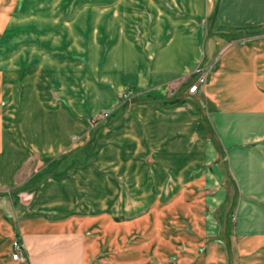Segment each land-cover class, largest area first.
I'll return each mask as SVG.
<instances>
[{
	"label": "crops",
	"instance_id": "1",
	"mask_svg": "<svg viewBox=\"0 0 264 264\" xmlns=\"http://www.w3.org/2000/svg\"><path fill=\"white\" fill-rule=\"evenodd\" d=\"M11 2L4 5L8 10L0 11V21L8 18ZM90 6L83 29L66 22L62 29L74 34L69 36L75 37L73 43L91 70L97 102L93 109L102 90L106 107L115 109L106 128L112 143L100 162L106 168H91L99 162L90 161L86 164L91 169L85 170L92 173H87L79 164H70L49 169L53 171L36 186L23 184L32 172L23 169L36 151L45 161L55 158L50 164L65 161L71 126L77 131L82 117L78 119L77 109L68 106L66 99L56 100L51 86L57 81L66 84L67 78L48 73L54 65L62 67L60 62L52 61L51 68L30 64L10 77L2 76L0 264H90L96 245L91 233L98 223L95 219L111 212L114 223L111 203L118 189L116 175L135 192L136 201H143L130 208L146 207V198L153 193L160 198L166 193L197 198L194 208L220 207L229 199L218 162L221 157L224 169L228 167L236 181L232 247L244 257L243 264L264 263V0H91ZM55 21L60 23L61 16ZM200 65L206 69V81L191 92ZM4 84L12 87L4 90ZM129 88L140 102L117 108L120 93ZM170 95L178 103L145 101ZM50 115L64 118L51 120L53 124L44 120L46 130L31 125L33 117ZM213 131L215 139L210 136ZM35 132L48 134L38 140ZM53 133L58 136L52 137ZM136 140L139 152L154 149L152 161L158 172L152 176L137 167L149 163L146 155H110L115 142ZM122 164L127 170L121 173L115 165ZM210 165L218 167V173ZM104 176L108 206L98 208L102 199L97 200L92 178ZM209 187H213L210 194ZM130 195L123 193V197ZM84 196L93 200L84 201ZM15 241L21 244L18 259L13 257Z\"/></svg>",
	"mask_w": 264,
	"mask_h": 264
},
{
	"label": "rangeland",
	"instance_id": "2",
	"mask_svg": "<svg viewBox=\"0 0 264 264\" xmlns=\"http://www.w3.org/2000/svg\"><path fill=\"white\" fill-rule=\"evenodd\" d=\"M1 1L0 11L8 6L7 0ZM90 3L91 0H12L9 4L11 9L10 13H7L8 18L0 21V78L2 76L10 77L13 71H23L30 64H39L51 68L52 61H54V64L61 63L62 67L54 65L56 67L51 68L48 73L50 77L61 76L67 78L66 84L63 82L58 84L57 81L56 84L54 83L51 86L55 90L56 100L62 98L64 101L66 99L68 106L72 104V107L74 106V109H77L76 112L80 115L78 119L82 117V124L77 126V131L71 126L66 150L68 156L65 161H62L59 165H53L50 163L55 158L45 161L39 151L34 153L29 164L23 169L25 172L32 170L30 180L23 182V184L27 183L29 187L38 185L43 178L49 176L53 171L49 169H64L70 164H79L84 170L85 168H106V163L100 164V162L109 153L107 145L112 140L109 141L106 128L112 121L111 114L115 109L106 107L108 99H106L105 90L100 91L98 107L93 109L97 102L95 101L96 94L91 90V70L88 66H85V60L80 57L81 49L73 43L75 37L69 36L74 34H69L68 29L64 31L62 29L64 22L68 26H73L74 29H83V24H87L85 18L90 13ZM32 14H34V17ZM58 16H61L60 23L55 21ZM42 18H46V20ZM17 67L20 69H17ZM186 85L187 82L184 83V86ZM2 87L7 90L8 87L12 86L4 84ZM125 92H128V99H125L123 95ZM120 96V104L117 106V108L121 107L120 109L140 102V99L130 88L123 90ZM173 96L170 95L164 100L148 98L145 101L150 103L159 101L163 105L178 103L173 99ZM106 112L109 113V117H104ZM33 118L31 125L39 129L43 127L46 130L47 126L43 122L44 120L49 119L48 121L53 124L51 120L55 122L63 121L64 117L63 115H50L49 118H44V116ZM29 119H32V117H29ZM67 119L70 121L69 118ZM70 124L67 123V125ZM35 133L38 140H41L43 135L46 137L48 134L47 132L43 135ZM50 135L52 137L55 135V138L58 136L54 133ZM210 136L215 139L216 134L214 131L210 133ZM121 142L113 144L115 147L111 149L113 151L110 152V155L113 152L115 154L121 152L124 157L129 154L136 157L146 155L149 163L137 167H141L147 176H152L155 172H158V166L153 163V148L146 150L147 153L142 149L139 152V140ZM221 158L218 162L222 171L224 170V184L229 190V199L220 207L204 204V208H194L197 198L187 197L184 193V195L176 198V196H167L165 192L166 195L162 198L155 197L154 193L151 196L148 195L146 198L147 208L145 206V208H130L131 205H142L143 201L142 203L136 201L135 192L127 188L123 178L116 175L115 186L117 189L118 183V189L115 191L116 194L111 203V207H114V212H116L113 216L114 223H112L111 212L101 214L95 219L98 223L91 228V233L96 245L90 254V264L246 263L244 257L240 258V255H236L234 246L232 247V243L236 239L234 236L236 223V208H234V205L237 198L234 188L236 187V181L229 173L228 167H226V170L224 169ZM90 161L93 165L99 162V165L90 168L86 164ZM123 164L122 166L115 165L121 173L127 170L125 168L127 166ZM79 165L76 166L80 167ZM210 169L212 172L218 173V167L213 168L210 165ZM85 171L92 173L89 170ZM92 180L96 185L94 189L99 193V198L95 197L94 200L102 199L100 203L98 201L100 204L98 208H107L105 197L107 196L106 176L103 179L96 180L92 178ZM184 185L186 189L190 184L188 182ZM119 191H121V196H117ZM128 191L131 193L130 197H123V193H128ZM212 191L213 187H209L208 194ZM86 199L93 200V197L84 196V201ZM161 203L162 208H159L158 204ZM190 206L192 208H188ZM261 251L262 249H259L256 253ZM256 263L259 264L260 261Z\"/></svg>",
	"mask_w": 264,
	"mask_h": 264
},
{
	"label": "built area",
	"instance_id": "3",
	"mask_svg": "<svg viewBox=\"0 0 264 264\" xmlns=\"http://www.w3.org/2000/svg\"><path fill=\"white\" fill-rule=\"evenodd\" d=\"M196 74H197V80L190 87V91L191 92H194V91L198 90L200 85H202L206 81V76H205L203 67H198L196 69ZM123 95H124L125 99L127 97H129L128 92H125ZM108 115H109V113L106 112L104 114V117H107ZM14 247H15L16 251L14 252L13 257L15 259H18L19 257H21V244L18 241H15L14 242Z\"/></svg>",
	"mask_w": 264,
	"mask_h": 264
},
{
	"label": "bare ground",
	"instance_id": "4",
	"mask_svg": "<svg viewBox=\"0 0 264 264\" xmlns=\"http://www.w3.org/2000/svg\"><path fill=\"white\" fill-rule=\"evenodd\" d=\"M181 215V214H180ZM170 218V217H169ZM169 222V221H168ZM164 223H167V222H164Z\"/></svg>",
	"mask_w": 264,
	"mask_h": 264
},
{
	"label": "trees",
	"instance_id": "5",
	"mask_svg": "<svg viewBox=\"0 0 264 264\" xmlns=\"http://www.w3.org/2000/svg\"><path fill=\"white\" fill-rule=\"evenodd\" d=\"M166 103H168V102H166Z\"/></svg>",
	"mask_w": 264,
	"mask_h": 264
}]
</instances>
